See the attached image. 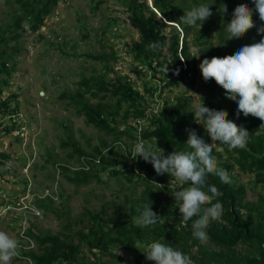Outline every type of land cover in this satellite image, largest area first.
<instances>
[{
  "label": "trees",
  "instance_id": "16d2710c",
  "mask_svg": "<svg viewBox=\"0 0 264 264\" xmlns=\"http://www.w3.org/2000/svg\"><path fill=\"white\" fill-rule=\"evenodd\" d=\"M60 1L15 0L19 12H13L3 23H0V117L3 119L8 116L10 121L3 129L7 135L13 134L19 128L13 120L19 111L18 96L11 94L2 99V95L8 88L9 80L15 71L21 34L27 30L31 33L38 31L46 17L54 13ZM147 1H124L130 25L139 34L129 50L133 62L150 69L153 77L161 72L159 69L164 70L166 75L162 86L145 87L144 92L152 97L157 92L177 87L179 83H182L186 94L192 91L201 94L202 98H200L203 99L205 107L227 111L229 120L249 132L247 145L243 149L229 150L227 145L219 141L215 142L213 148L212 155L217 160L218 166L227 170L231 178V183L225 184L215 175L209 174L206 177L207 183L215 185L222 193L213 200V203L217 201L222 203V217L210 222L206 229L209 239L205 242L206 245L200 244V241L193 237L191 227L193 220L197 217L183 222L178 209L179 204L171 194L190 185L175 180L167 173L158 175L151 163L136 157L134 152L132 154V145L127 153L128 157L132 156L130 157L132 163L128 165L125 154L114 150L104 152L107 145L102 140L100 147L93 148L89 154L74 147L78 161L84 157L96 158L99 161L95 165L86 160L91 167L89 171L80 169L70 174L69 168L64 165L60 166L59 172L72 184H86L92 180L101 182L100 174L104 172L113 178L122 176L128 183L143 187L138 198L128 200L124 207L115 206L111 214L104 210L97 213L87 212L86 232L79 229L74 233L76 243L70 233L39 236L29 228L26 235L36 241L38 251L23 250L16 260L26 259L31 264H128L126 257H121L114 252V249H120L125 252V255H132L136 264H155L154 261L146 258L144 252L148 244L159 241L189 255L194 264H264V121L251 115L245 117L242 112L237 115L238 103L228 99L226 90L213 79L208 81L202 79L201 71L198 69V64L205 58L234 55L242 46L258 43L264 39V34L258 33V29L264 26V21L260 20L253 0H244L245 3L243 0H225L227 6L225 16L220 14L223 10V3L220 1L212 0L213 3L207 4V0H193L194 7L205 4L211 7L212 12L207 20L197 21L195 25H186L179 20L183 16L180 14L183 11L173 6L174 0L169 2L168 0H150L152 7L167 22L175 23L181 29L179 31L174 26L170 27L171 32L167 37L163 33L164 24L157 20L156 14L147 5ZM241 3L252 10L255 26L242 37L231 38L227 42L226 39L230 36L226 31V25L231 21L233 12L230 5L236 8L242 5ZM214 20L222 23L221 27L219 26L221 30H219L217 45L210 39V34L214 31ZM25 22L27 27L23 26ZM197 27L200 28L197 30ZM194 29H196L195 35L189 43L187 37ZM181 32L184 37L180 40ZM251 35H254V40L250 41ZM11 43L15 44L10 46ZM153 43L158 46L150 47ZM179 45H181L180 56L189 68L176 78L170 72L171 67L164 58L162 60L161 58L162 51L166 49L169 51L168 60L171 61L172 66L179 65L181 63L178 56ZM191 47L195 48L197 54L202 57L199 62L197 56L192 54ZM94 59L98 58L95 56ZM154 63L157 64L158 69L153 68ZM164 63H166L165 68ZM197 84L199 87L196 89ZM77 85L76 92L70 96L69 104L74 106L76 115L83 117L87 125L102 131L106 136H111L114 144L119 143L122 136H127L131 141L139 139L145 147H147L145 143L155 141L162 146L164 155L167 156L175 150H190L186 145L188 139L186 130H194L197 136L211 143V137L206 134L203 125L199 126L198 121L195 120L191 99L187 96L180 95L173 102H164L156 114L150 115L149 128L143 131L141 129L139 138H133V131H137L140 124L132 127L126 125V121L130 118L146 119L148 114L147 107L144 106L146 104L144 96L126 78L116 76L113 80H106L103 75L82 77ZM107 97L116 100L113 106L105 101ZM93 99L97 101L92 102ZM11 103L14 105L12 106ZM122 103L126 104V111L123 115L124 129L120 130L118 122L112 116L118 115ZM2 125L0 123V126ZM8 158V155L0 154V166H3L2 160ZM235 169L239 174L234 173ZM240 174L248 175L250 180L243 184ZM172 183H174L173 188H171ZM24 184L27 185L26 182ZM160 185L163 187L161 188ZM249 189L255 192V201L246 199ZM164 191L168 192L169 196L165 195ZM150 202L151 210L161 219L154 225L142 226L138 222V217L143 206ZM36 206L44 208L45 203L36 201ZM64 228L67 231L71 230L70 222H65ZM238 246L239 251L236 250ZM194 248L195 251H193ZM86 253L92 257V260ZM103 257L106 259L104 260Z\"/></svg>",
  "mask_w": 264,
  "mask_h": 264
},
{
  "label": "rangeland",
  "instance_id": "374dc122",
  "mask_svg": "<svg viewBox=\"0 0 264 264\" xmlns=\"http://www.w3.org/2000/svg\"><path fill=\"white\" fill-rule=\"evenodd\" d=\"M124 1L61 0L38 31L31 33L27 30L21 34L15 71L2 95V99L11 94L18 96L19 111L13 120L19 128L7 135L3 129L10 121L8 116L3 119L0 117V123L3 124L0 126V154L9 156L7 160L1 159L3 166H0V204L3 203L0 205V231L19 242L17 254L10 264H31L26 259L16 258L23 250L38 251L36 241L26 235L29 228L39 236L70 233L76 243L74 233L79 229L86 232L87 212L104 210L111 214L115 206L124 207L128 200L138 198L143 190L142 186L128 183L122 176L110 177L107 172L100 174L101 182L92 180L86 184L69 183L59 172L60 166L64 165L69 168L70 174L77 171L76 166L80 160L78 161L74 147L89 154L93 148L100 147L103 140L107 145L104 152H121L130 165L132 156L128 157L127 153L131 145L133 154L135 146L143 144L139 139L131 141L127 136H122L119 143L114 144L111 136L87 125L83 117L76 115L74 106L69 102L82 77L103 75L106 80H113L116 76L126 78L146 100L144 106L147 107L148 118L139 119L142 131L149 128L150 115L156 114L164 102H173L180 95L187 96L191 99L192 110L201 102L202 95L196 91L186 94L182 83L157 92L152 97L144 92L145 87L162 86L166 75L164 70L159 69L161 72L153 77L152 71L133 62L129 50L139 34L130 25ZM128 1L130 0H126ZM219 1L226 6L225 0H217ZM192 2L193 0H174L173 6L183 11L180 13L183 15L194 8ZM206 3L211 4L213 1L207 0ZM147 5L156 14L157 20L164 24L163 33L169 37L172 26L152 8V1L148 0ZM230 6L231 12L234 11L233 5ZM18 10L15 0H0V23ZM220 14L225 16L226 12L221 10ZM221 25L218 20H214V31L211 32L210 39L216 45ZM23 26L28 25L25 22ZM196 29L190 31L187 42H192ZM183 37L181 32L180 40ZM229 39L230 37L226 39L227 42ZM249 40H254V35ZM13 44L15 43L9 45ZM180 47L181 45L178 47L179 57ZM191 52L199 62L202 57L197 54V50L191 47ZM168 54L169 51L164 49L161 60L165 59L171 67L172 75L178 78L184 72V67H173ZM95 56L98 59H94ZM166 63L163 64L164 68ZM153 68H157L156 63ZM197 87L198 84L196 89ZM105 101L111 106L116 102L108 97ZM125 111L126 104L122 103L118 115L112 116L118 122L120 130L124 129ZM134 124L132 118L126 121L128 126L133 127ZM199 126L202 127V124ZM142 131L134 130L133 138H139ZM145 144L152 151L162 149L155 141ZM234 173L239 174L237 169ZM240 177L243 184L250 180L245 174H240ZM173 184L171 188L174 187ZM176 192L171 193L172 197ZM164 194L169 196L166 191ZM246 199L255 201V192L249 189ZM36 201L44 202V208L37 207ZM26 205L32 209H24ZM65 222H70L71 230L64 228ZM239 249L238 246L236 250ZM83 251L85 252L84 247ZM114 252L126 257L128 264H136L132 255H125L120 249H114ZM86 255L92 260L89 254Z\"/></svg>",
  "mask_w": 264,
  "mask_h": 264
},
{
  "label": "clouds",
  "instance_id": "9594fccd",
  "mask_svg": "<svg viewBox=\"0 0 264 264\" xmlns=\"http://www.w3.org/2000/svg\"><path fill=\"white\" fill-rule=\"evenodd\" d=\"M253 2L260 20L264 21V0H253ZM226 11V6H223V12ZM211 15V7L200 4L183 14L179 20L186 25H195L197 21L204 22ZM167 24L181 31L177 24ZM254 26L252 10L244 4L234 9L232 19L226 25V31L230 34V39L240 38ZM258 33L264 34V26L258 29ZM157 46L155 43L150 45L152 48ZM180 60L181 63L174 67L177 69L184 67L183 70L186 71L189 68L188 64L181 56ZM199 69L205 81L213 79L226 90L228 99L238 103L237 115L242 112L245 117L251 115L264 121V39L258 43L242 46L234 55L205 58L199 64ZM192 113L196 121H202V123H197L203 125L212 143L205 142L203 138L197 136L194 130H186L188 131L186 145L190 149L188 151L175 150L165 156L163 149L157 148L158 151L154 152L146 148L144 144H137L134 153L136 157H141L145 162L151 163L158 175L167 173L175 180L190 185L177 191L174 198L179 204L178 209L183 222L197 217L191 225L192 235L201 243H205L209 239L206 229L210 222L219 220L223 214L222 203L219 201L213 203V200L222 193L215 185H209L206 177L212 174L217 176L222 183H231L227 170L219 167L212 155L215 142L219 141L227 145L229 150L243 149L247 145L249 132L229 120L227 111L205 107L203 99L195 106ZM134 122L133 127L140 124L137 127V131L140 132L141 121L134 120ZM86 160H89L90 164L99 163L96 158H81L76 166L77 171L90 170V164ZM160 187L163 186L160 185ZM204 205L210 206L203 207ZM24 209L32 208L26 205ZM160 219L161 217L151 210L150 202L143 206L138 222L142 226H150L158 223ZM18 247L19 242L16 239L0 231V264H10L13 256L17 254ZM144 254L155 264H194L189 255L159 241L148 244Z\"/></svg>",
  "mask_w": 264,
  "mask_h": 264
},
{
  "label": "built area",
  "instance_id": "2783aa9c",
  "mask_svg": "<svg viewBox=\"0 0 264 264\" xmlns=\"http://www.w3.org/2000/svg\"><path fill=\"white\" fill-rule=\"evenodd\" d=\"M251 44H253V43H251ZM251 44H249V45H251Z\"/></svg>",
  "mask_w": 264,
  "mask_h": 264
}]
</instances>
